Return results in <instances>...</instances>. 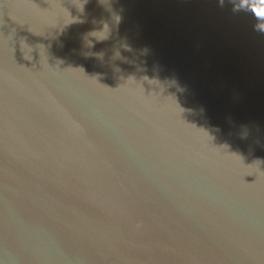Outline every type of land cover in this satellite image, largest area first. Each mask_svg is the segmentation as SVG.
<instances>
[{"label":"water","instance_id":"95a60500","mask_svg":"<svg viewBox=\"0 0 264 264\" xmlns=\"http://www.w3.org/2000/svg\"><path fill=\"white\" fill-rule=\"evenodd\" d=\"M0 264H264V0H0Z\"/></svg>","mask_w":264,"mask_h":264}]
</instances>
